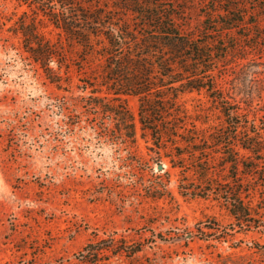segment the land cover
Wrapping results in <instances>:
<instances>
[{
	"label": "trees",
	"instance_id": "1",
	"mask_svg": "<svg viewBox=\"0 0 264 264\" xmlns=\"http://www.w3.org/2000/svg\"><path fill=\"white\" fill-rule=\"evenodd\" d=\"M23 1L32 13L18 29L46 76L62 85L74 69L84 73L78 87L88 93L81 96L85 110L80 113L109 118L110 126L100 123V128L125 143L136 142L140 131L159 163L167 157L181 168L183 195L224 202L241 227L261 225L264 114L258 117L261 108L254 101L264 95V60L258 59L264 29L257 18L264 5L254 0ZM192 93L211 102L197 105L196 113L217 109L221 122L210 123L205 116L198 124L201 115L194 116L182 100ZM128 96L138 100L137 115ZM140 250L126 237H98L78 252L76 264ZM215 264H264V258L220 254Z\"/></svg>",
	"mask_w": 264,
	"mask_h": 264
},
{
	"label": "rangeland",
	"instance_id": "2",
	"mask_svg": "<svg viewBox=\"0 0 264 264\" xmlns=\"http://www.w3.org/2000/svg\"><path fill=\"white\" fill-rule=\"evenodd\" d=\"M31 13L23 0H0V264H76L86 243L108 235L142 250L98 264H215L229 253L264 258V213L261 225L241 227L224 202L183 195L181 168L167 157L159 163L140 131L125 143L100 128L109 118L80 113L84 73L74 69L58 85L24 47L18 27ZM257 18L264 29V13ZM127 100L137 115L138 100ZM182 100L201 115L198 124L205 116L221 122L217 109L196 113L200 103L211 105L204 94ZM254 104L261 117L264 95Z\"/></svg>",
	"mask_w": 264,
	"mask_h": 264
},
{
	"label": "water",
	"instance_id": "3",
	"mask_svg": "<svg viewBox=\"0 0 264 264\" xmlns=\"http://www.w3.org/2000/svg\"><path fill=\"white\" fill-rule=\"evenodd\" d=\"M164 165L163 164H159V167L162 168Z\"/></svg>",
	"mask_w": 264,
	"mask_h": 264
}]
</instances>
